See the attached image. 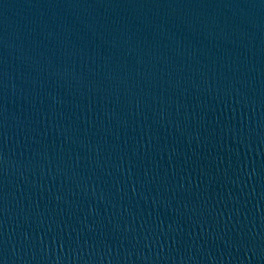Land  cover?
I'll list each match as a JSON object with an SVG mask.
<instances>
[{
    "label": "water",
    "instance_id": "1",
    "mask_svg": "<svg viewBox=\"0 0 264 264\" xmlns=\"http://www.w3.org/2000/svg\"><path fill=\"white\" fill-rule=\"evenodd\" d=\"M0 264H264V0H0Z\"/></svg>",
    "mask_w": 264,
    "mask_h": 264
}]
</instances>
